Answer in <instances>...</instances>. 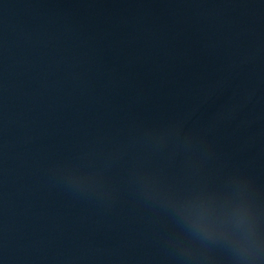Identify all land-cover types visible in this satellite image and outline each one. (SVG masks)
I'll list each match as a JSON object with an SVG mask.
<instances>
[{
	"label": "water",
	"instance_id": "obj_1",
	"mask_svg": "<svg viewBox=\"0 0 264 264\" xmlns=\"http://www.w3.org/2000/svg\"><path fill=\"white\" fill-rule=\"evenodd\" d=\"M0 264H264V0H0Z\"/></svg>",
	"mask_w": 264,
	"mask_h": 264
}]
</instances>
